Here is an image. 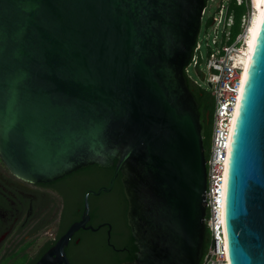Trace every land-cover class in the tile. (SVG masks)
I'll return each mask as SVG.
<instances>
[{"label": "water", "instance_id": "1", "mask_svg": "<svg viewBox=\"0 0 264 264\" xmlns=\"http://www.w3.org/2000/svg\"><path fill=\"white\" fill-rule=\"evenodd\" d=\"M206 0H0V159L52 183L115 166L82 219L37 264H70L90 195L120 176L138 250L120 264H200L208 171L200 103L185 73ZM231 264H264V15L227 159ZM56 256V257H55Z\"/></svg>", "mask_w": 264, "mask_h": 264}, {"label": "flooded vegetation", "instance_id": "2", "mask_svg": "<svg viewBox=\"0 0 264 264\" xmlns=\"http://www.w3.org/2000/svg\"><path fill=\"white\" fill-rule=\"evenodd\" d=\"M197 100L201 122L209 125L213 119L212 109L206 107L204 99ZM77 172L79 170L62 179ZM50 184L23 181L0 159V264H37L71 225L82 219L86 192L82 204L81 197L70 185L62 183L59 188ZM103 194L90 195V220L65 246L70 264H99L100 254L95 256L93 251L97 249L98 253L101 248L118 254L122 258L120 263L131 261L126 259L125 253L130 249L122 243L123 230L116 220L105 216L107 211L117 208V203Z\"/></svg>", "mask_w": 264, "mask_h": 264}, {"label": "built area", "instance_id": "3", "mask_svg": "<svg viewBox=\"0 0 264 264\" xmlns=\"http://www.w3.org/2000/svg\"><path fill=\"white\" fill-rule=\"evenodd\" d=\"M224 1H228L229 5L226 6ZM207 2L208 0H206L202 14L201 27L192 58L188 66L185 67L188 79L205 88L215 100L211 144L206 158L208 171V184L205 193L206 225L210 242L204 250L200 264H231L226 244L224 216L227 159L232 137L231 122L235 108L239 103L238 97H240L243 64L239 56L246 43L247 30L255 7L254 0H222L218 10L219 15L217 17L209 16L206 21L207 26L213 28L214 37L211 42L209 34L204 38L208 48L207 58H204L201 31ZM232 3L246 7L239 23L241 31L236 36H234L236 18L234 9H231ZM192 69L199 73L202 82L193 77ZM204 83L207 84V87L203 85Z\"/></svg>", "mask_w": 264, "mask_h": 264}, {"label": "trees", "instance_id": "4", "mask_svg": "<svg viewBox=\"0 0 264 264\" xmlns=\"http://www.w3.org/2000/svg\"><path fill=\"white\" fill-rule=\"evenodd\" d=\"M235 6H238L236 3L231 6V9H234L235 13V22L236 25L240 23L241 15L242 13L235 9ZM235 25V26H236ZM189 86L190 89L194 92V94L197 96V98L204 99L205 105L208 108L212 109V116L215 109V100L214 97L210 92H208L205 88L200 87L198 84L194 83L193 81L189 80ZM195 87V89H194ZM203 125V124H202ZM212 129H213V119L209 125L205 124L203 125V138H204V146L206 147L208 156L209 149H210V138L212 136ZM115 172V166L110 168H103L98 165H92L84 170H79V172L74 173L70 177H66L65 179H60L55 182H52L50 185L54 187L61 186L62 183H66L67 186L70 185L71 188H73L74 192H77L78 195L81 197V202L83 204V197L85 192H87L89 189H95L98 190L102 186H109L110 181L112 179V176ZM103 196H108L110 199H113L117 203V208H114L112 211H107L105 213V216L108 217L111 220H116L118 222V225L123 230V236L122 243L124 246H127L130 250L126 251V259L133 260L136 258V251L138 250L137 246L134 243V238L131 234L130 227L127 224V200L125 198L124 192H123V186L121 183L120 176L116 179L115 184L113 186V189L110 191L109 194H106L103 192ZM93 200L96 198H92ZM210 242L209 232L207 231L206 238H205V249L207 248L208 244ZM93 254L99 255L98 262L99 264H119L122 258L112 252L111 250H105L103 248L99 249L97 253V249L93 251ZM91 262V261H90ZM93 264V263H92Z\"/></svg>", "mask_w": 264, "mask_h": 264}, {"label": "bare ground", "instance_id": "5", "mask_svg": "<svg viewBox=\"0 0 264 264\" xmlns=\"http://www.w3.org/2000/svg\"><path fill=\"white\" fill-rule=\"evenodd\" d=\"M253 3H254V7H255L254 14L251 18V21H250V24H249V27L247 30L245 46L243 48L241 55L239 56V58L243 64V70H242V74H241V88H240V92H239L240 97H238L239 102H240V98H241L246 74L248 71V67H249V64L251 61L252 53L254 50V45L256 43L258 31H259V28H260V25L262 22V18L264 15V0H254ZM238 107H239V103L237 104V106L235 108L234 116H233V119L231 122L232 123L231 124V136H232V132H233L234 124H235V119H236ZM226 244H227V242H226Z\"/></svg>", "mask_w": 264, "mask_h": 264}, {"label": "rangeland", "instance_id": "6", "mask_svg": "<svg viewBox=\"0 0 264 264\" xmlns=\"http://www.w3.org/2000/svg\"><path fill=\"white\" fill-rule=\"evenodd\" d=\"M221 2L222 0H208L207 2V8H206V14L204 16V19H203V25H202V31H201V39H202V42H203V54H204V58H207V51H208V48L206 46V40L204 39L207 34L210 35L209 37V41L211 42V39L214 37V32H213V28L211 26H207L206 24V21L208 20V17L209 16H218L219 15V8L221 6ZM225 5L228 6L229 5V2L228 1H224ZM234 3H232L233 5ZM235 5V4H234ZM235 9L240 11L241 13L245 12L246 11V7L245 6H235ZM227 12V9L225 10V13ZM241 31L240 30V27H239V24H237L234 28V36H236V34ZM203 67L205 65H202ZM192 75L194 78L198 79L200 82H202V78L200 77L199 73L195 70V69H192ZM205 87H207V84L204 83L203 84ZM210 141H211V138H210Z\"/></svg>", "mask_w": 264, "mask_h": 264}]
</instances>
